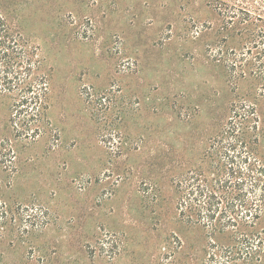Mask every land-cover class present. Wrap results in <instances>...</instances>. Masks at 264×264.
I'll use <instances>...</instances> for the list:
<instances>
[{
  "label": "rangeland",
  "instance_id": "obj_1",
  "mask_svg": "<svg viewBox=\"0 0 264 264\" xmlns=\"http://www.w3.org/2000/svg\"><path fill=\"white\" fill-rule=\"evenodd\" d=\"M0 4L50 70L51 121L25 146L0 98V141L15 148L0 156V264H198L205 235L179 220L167 170L198 159L234 98L208 51L221 21L207 0Z\"/></svg>",
  "mask_w": 264,
  "mask_h": 264
},
{
  "label": "trees",
  "instance_id": "obj_2",
  "mask_svg": "<svg viewBox=\"0 0 264 264\" xmlns=\"http://www.w3.org/2000/svg\"><path fill=\"white\" fill-rule=\"evenodd\" d=\"M207 4L221 21L219 38L208 51H215L212 62L226 73L234 98L227 121L208 138L198 159L172 161L167 172L179 220L204 232L198 264H263L264 120L258 103L264 95V0ZM7 11L0 4V98L11 111L16 141L30 146L51 124L50 70L38 46ZM235 38L238 47L231 45ZM246 78L256 83L255 95L236 93L239 81ZM0 156L15 158L11 140L2 138ZM1 188L0 179V231L8 222L5 207H11ZM18 222V229L28 228Z\"/></svg>",
  "mask_w": 264,
  "mask_h": 264
}]
</instances>
